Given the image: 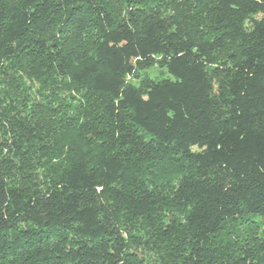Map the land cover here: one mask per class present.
<instances>
[{"label": "trees", "instance_id": "1", "mask_svg": "<svg viewBox=\"0 0 264 264\" xmlns=\"http://www.w3.org/2000/svg\"><path fill=\"white\" fill-rule=\"evenodd\" d=\"M0 152V264H264V0H0Z\"/></svg>", "mask_w": 264, "mask_h": 264}, {"label": "rangeland", "instance_id": "2", "mask_svg": "<svg viewBox=\"0 0 264 264\" xmlns=\"http://www.w3.org/2000/svg\"><path fill=\"white\" fill-rule=\"evenodd\" d=\"M154 80L158 81L161 79H170L173 80L174 78L166 71L164 68H160L158 66H154L148 70L140 71L135 73L131 78L128 79V82H131L135 86H140L143 81L145 80ZM5 155V152H0V159L2 156ZM159 257L152 253V252H146L142 256V264H159Z\"/></svg>", "mask_w": 264, "mask_h": 264}]
</instances>
